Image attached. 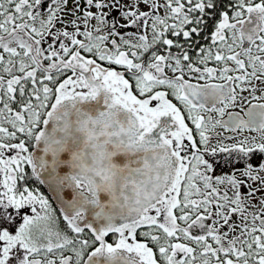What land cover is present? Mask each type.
I'll return each instance as SVG.
<instances>
[{
  "label": "snow or ice",
  "instance_id": "snow-or-ice-1",
  "mask_svg": "<svg viewBox=\"0 0 264 264\" xmlns=\"http://www.w3.org/2000/svg\"><path fill=\"white\" fill-rule=\"evenodd\" d=\"M0 264H264V0H0Z\"/></svg>",
  "mask_w": 264,
  "mask_h": 264
}]
</instances>
